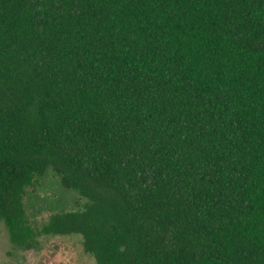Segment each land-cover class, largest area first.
I'll return each instance as SVG.
<instances>
[{
	"label": "trees",
	"instance_id": "16d2710c",
	"mask_svg": "<svg viewBox=\"0 0 264 264\" xmlns=\"http://www.w3.org/2000/svg\"><path fill=\"white\" fill-rule=\"evenodd\" d=\"M49 171L76 209L36 224ZM0 224L96 264H264V0H0Z\"/></svg>",
	"mask_w": 264,
	"mask_h": 264
},
{
	"label": "rangeland",
	"instance_id": "374dc122",
	"mask_svg": "<svg viewBox=\"0 0 264 264\" xmlns=\"http://www.w3.org/2000/svg\"><path fill=\"white\" fill-rule=\"evenodd\" d=\"M75 192L64 189L60 179L49 171L41 184L30 190L25 207L30 219L36 224L46 221L51 212L75 210ZM81 235H46L40 239L38 250L15 248L6 228L0 224V264H96L85 253Z\"/></svg>",
	"mask_w": 264,
	"mask_h": 264
}]
</instances>
